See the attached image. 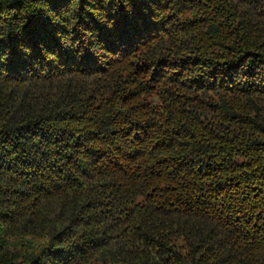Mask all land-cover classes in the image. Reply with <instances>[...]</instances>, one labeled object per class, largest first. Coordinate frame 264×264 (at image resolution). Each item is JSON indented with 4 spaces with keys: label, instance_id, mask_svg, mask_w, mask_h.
I'll use <instances>...</instances> for the list:
<instances>
[{
    "label": "trees",
    "instance_id": "1",
    "mask_svg": "<svg viewBox=\"0 0 264 264\" xmlns=\"http://www.w3.org/2000/svg\"><path fill=\"white\" fill-rule=\"evenodd\" d=\"M0 264H264V0H0Z\"/></svg>",
    "mask_w": 264,
    "mask_h": 264
}]
</instances>
